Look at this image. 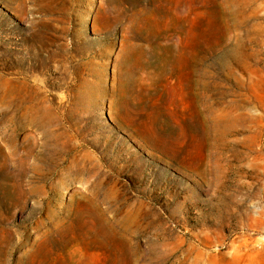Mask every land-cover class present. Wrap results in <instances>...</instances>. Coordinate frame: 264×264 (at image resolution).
<instances>
[{
  "label": "rangeland",
  "instance_id": "374dc122",
  "mask_svg": "<svg viewBox=\"0 0 264 264\" xmlns=\"http://www.w3.org/2000/svg\"><path fill=\"white\" fill-rule=\"evenodd\" d=\"M0 264H264V0H0Z\"/></svg>",
  "mask_w": 264,
  "mask_h": 264
},
{
  "label": "bare ground",
  "instance_id": "6f19581e",
  "mask_svg": "<svg viewBox=\"0 0 264 264\" xmlns=\"http://www.w3.org/2000/svg\"><path fill=\"white\" fill-rule=\"evenodd\" d=\"M82 42V40H80V43Z\"/></svg>",
  "mask_w": 264,
  "mask_h": 264
}]
</instances>
